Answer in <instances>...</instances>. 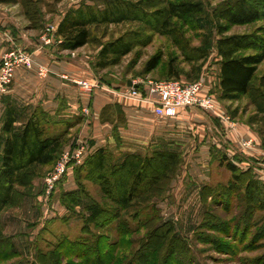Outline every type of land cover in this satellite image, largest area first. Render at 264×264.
<instances>
[{
	"label": "rangeland",
	"instance_id": "374dc122",
	"mask_svg": "<svg viewBox=\"0 0 264 264\" xmlns=\"http://www.w3.org/2000/svg\"><path fill=\"white\" fill-rule=\"evenodd\" d=\"M203 1L209 14H212L215 9L222 8L232 0ZM83 3L104 6V0H0V31H8L11 37L7 40V51L25 48L31 54L39 44L41 47L52 45L56 55L62 59L68 56L73 61H85L86 66L88 64L94 71L98 87L103 89L105 85L124 89L129 86V80L146 83L196 81L184 73L177 79L168 77L167 65L172 58L185 72H191L192 69L191 64L184 61L183 50L172 37L161 34L154 35L150 44L135 47L119 64L96 70L94 63L102 44L130 31L142 29L137 22L94 27L91 41L85 46L74 51L60 49L61 38L56 34L58 23L66 11ZM263 27L264 18L250 24L231 25L225 35L253 33ZM185 29L192 46L202 43L206 30L188 26ZM214 36L217 37L216 32ZM44 37L51 42L46 44ZM156 53L162 54V62L148 72L147 61ZM219 60L216 49H212L199 76H205L207 80L201 96L212 97L214 108L187 109L201 115L215 116L218 121L223 116L235 130L248 126L249 133L257 135L261 142L257 144L253 140L247 143L249 139L243 141L242 145L254 153L250 156L254 161L242 159L227 142L224 143L226 139H220L221 144L210 139L211 163H214L211 165V180L202 177L192 180L187 177L189 171L185 173V169L190 168L187 166V156L179 153L181 163L172 173L174 177L170 180L163 178L161 182H164L165 188L151 202L144 205L134 202L135 206L131 209L122 210L119 221L107 227L85 228V205L91 198L102 206L116 208L99 184L85 178L86 170L79 171L78 168L90 153L98 149L93 146L91 135L83 127L85 119L91 116V110L83 108L75 114L61 116L63 122L51 120L50 132H63L65 146L54 164L40 168L42 175L35 177L33 185L27 187L31 189V194L23 197L21 193H16L13 203L0 212V264H264V206H252L245 200L243 185V191L240 192L230 191L227 194L224 189L232 180L227 162L237 165L241 172L249 171L260 182L264 181V153L259 154V149L264 148V115L258 113L253 103V91L236 101L219 98ZM62 77L68 79V75ZM256 88L264 92V62L259 66L253 82V89ZM110 93L125 102L135 101ZM135 102L141 104L137 100ZM30 110L24 111V116L34 111L32 108ZM207 131L210 138L212 133ZM214 132L217 133L216 130ZM81 144L92 151L85 153L82 163L70 161L60 179L49 190L46 178L53 173L59 159L65 152L77 150ZM103 147L108 149L112 163L121 162L127 155V152L116 151L110 145ZM143 153V149V156L155 152ZM20 189L23 191L25 187ZM75 190L78 191L75 196L81 199L82 205L76 206L70 199L63 197L66 192ZM169 227L173 229L170 245L155 234L157 228L165 230ZM175 244L181 247L176 250Z\"/></svg>",
	"mask_w": 264,
	"mask_h": 264
},
{
	"label": "trees",
	"instance_id": "16d2710c",
	"mask_svg": "<svg viewBox=\"0 0 264 264\" xmlns=\"http://www.w3.org/2000/svg\"><path fill=\"white\" fill-rule=\"evenodd\" d=\"M262 18L264 0H232L212 14L207 11L203 0H104L103 7L88 3L71 7L58 23L56 34L61 38L60 49L74 51L91 41L94 27L137 22L142 29L102 44L94 68L102 70L119 64L135 47L148 45L154 35L161 34L172 37L183 50L184 61L191 64L192 71L185 72L172 58L167 70L168 77L175 79L184 73L188 78L197 80L215 48L220 59L219 97L236 101L253 91V103L258 113L264 115V92L260 88L253 89L259 66L264 62V27L253 33L225 35L231 25L250 24ZM187 26L206 30L200 45H191V38L185 29ZM162 58L161 53L153 55L146 64L148 72L156 69ZM24 111L8 105L4 116L0 212L13 203L16 193H21L23 197L31 194L29 188L34 178L42 175L40 168L54 164L65 146L63 132H50L51 118L47 111L37 107L25 116ZM154 152L144 156L129 153L121 162L112 163L108 149L101 147L86 157L78 167L79 171L86 170L85 178L99 184L116 208H107L91 198L85 205V228L107 227L119 221L122 210L131 209L135 206L134 202L144 205L157 197L165 188L161 181L174 177L172 173L181 163V156L176 151ZM226 167L232 173V180L224 187L225 192H240L244 188L242 194L245 200L252 206H264V181L260 182L249 171H239L232 162H227ZM20 187L26 190L22 191ZM77 193L76 190L69 191L63 197L76 206L82 205L81 199L75 196ZM172 230V227L165 230L157 228L155 234L170 245ZM180 247L175 244L176 250ZM6 252L9 253V249Z\"/></svg>",
	"mask_w": 264,
	"mask_h": 264
},
{
	"label": "crops",
	"instance_id": "0c3cea01",
	"mask_svg": "<svg viewBox=\"0 0 264 264\" xmlns=\"http://www.w3.org/2000/svg\"><path fill=\"white\" fill-rule=\"evenodd\" d=\"M9 38L8 31H0V57L8 50ZM31 54L34 66L31 69L18 68L7 92L0 95V134L8 105L26 112L31 111L30 108L33 111L41 107L50 114L52 122H60L63 120L61 116L75 114L85 108L91 110V116L85 119L83 127L91 135L95 148L110 145L116 151L127 154H141L143 149V154L157 150L183 153L187 156V166H190L185 173L189 171L187 177L192 180L200 177L212 179L211 165L214 163H211L210 139L220 144V139H226L224 143L227 142L248 162L253 160L250 156L254 153L242 145L243 141L252 139L257 144L261 143L257 135L249 133L248 126L232 129L225 117L220 115L222 119L218 121L215 116L201 115L195 110L183 108L172 116H158L154 106L149 103L125 102L100 87L89 92L75 79L94 80L91 67L82 60L81 63L68 56L64 59L58 57L52 45L41 47L39 44ZM217 65L219 73L220 63ZM40 66L48 69L45 77L38 74ZM64 74L68 75V79L62 77ZM217 85L220 88V76L217 77ZM207 130L211 131L212 138L207 136ZM2 135L0 157L5 143L4 133ZM262 153L264 148L259 149V154Z\"/></svg>",
	"mask_w": 264,
	"mask_h": 264
},
{
	"label": "built area",
	"instance_id": "2783aa9c",
	"mask_svg": "<svg viewBox=\"0 0 264 264\" xmlns=\"http://www.w3.org/2000/svg\"><path fill=\"white\" fill-rule=\"evenodd\" d=\"M46 44L51 41L46 37L43 38ZM34 66L32 54L27 50L18 48L5 52L0 57V95L7 92L8 86L14 78L16 70L19 67L31 69ZM48 69L40 66L38 74L45 77ZM94 83L87 80H76L77 84L85 87L87 91L92 92L98 84L96 79ZM133 81V80H132ZM138 87L128 86L124 89H116L112 86L105 85L104 88L110 92L117 93L123 98L137 100L141 103H149L155 108V113L158 116H172L180 109L187 107H202L203 109L212 110L215 106L214 100L209 95H202V90L205 87L207 80L205 76H201L198 80L190 83H183L178 80L169 81H133ZM252 139L247 143H252ZM88 146L81 144L78 149L72 153L65 152L59 159L53 173L48 176V189H52L54 183L60 179L64 171L67 169L70 161L74 160L77 163H82L85 153L91 152Z\"/></svg>",
	"mask_w": 264,
	"mask_h": 264
},
{
	"label": "water",
	"instance_id": "95a60500",
	"mask_svg": "<svg viewBox=\"0 0 264 264\" xmlns=\"http://www.w3.org/2000/svg\"><path fill=\"white\" fill-rule=\"evenodd\" d=\"M128 85H129V86L138 87V85H137V84H134L132 80H129V81H128Z\"/></svg>",
	"mask_w": 264,
	"mask_h": 264
}]
</instances>
